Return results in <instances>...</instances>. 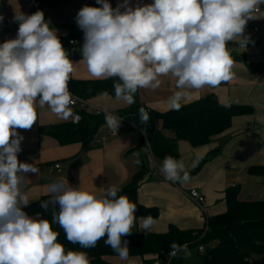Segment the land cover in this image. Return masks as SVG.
I'll list each match as a JSON object with an SVG mask.
<instances>
[{"label":"clouds","instance_id":"clouds-1","mask_svg":"<svg viewBox=\"0 0 264 264\" xmlns=\"http://www.w3.org/2000/svg\"><path fill=\"white\" fill-rule=\"evenodd\" d=\"M96 3L100 6L85 5L75 17L83 32L80 53L90 76L117 77L115 98L131 105L139 88L158 89L160 77L171 75L177 90L167 104L179 111L191 90L217 87L234 78L227 45L236 40L246 50L250 37L244 35L245 26L256 19L264 0H154L135 6L122 0L115 8L109 0ZM13 22L19 25L16 37L0 43V264H89L85 252L65 250L48 220L23 210L29 204L22 191L27 174H38L39 169L18 160L24 137L17 129L30 130L36 123L37 100L60 119L73 115L69 81L74 65L42 11L31 15L15 11ZM139 114L140 123L147 124L148 112L140 108ZM105 120L117 131L120 117L105 113ZM161 172L172 182L190 179L184 162L172 157L164 158ZM49 191L51 199L41 207L47 211L52 206V222L59 224L70 243L88 249L106 237L105 245L127 259L128 241L122 238L132 234L137 207L118 196L117 186L88 192L60 179ZM141 219L140 231L150 230L153 219ZM180 253L191 255L186 244L172 243L168 257Z\"/></svg>","mask_w":264,"mask_h":264},{"label":"crops","instance_id":"crops-1","mask_svg":"<svg viewBox=\"0 0 264 264\" xmlns=\"http://www.w3.org/2000/svg\"><path fill=\"white\" fill-rule=\"evenodd\" d=\"M75 2H69L67 10L55 6L42 11L50 27L57 30L60 40L71 39L78 30ZM153 2L130 0L133 6ZM109 3L115 8L122 0H109ZM32 8V0H0V15L4 17L0 22V43L7 35L17 34L19 25L13 22L15 11L31 15ZM258 8L256 19L249 20L245 26L244 35L250 37L248 45L251 49H241L236 40L227 45L234 60V78L217 87L191 90L189 97L181 101L182 105H186L214 94L219 103L247 106L252 108V113L234 117L231 127L213 136L206 145L193 147L188 141L178 142L180 160L184 162L186 171L193 168L192 163L197 157H200V161L210 152L219 150L187 182L175 184L166 180L149 162V169L138 190V200L146 207L156 208L158 216L152 218L153 226L146 232L140 231L142 219H136L132 232L162 234L174 226L184 231L202 232L203 235L209 218L227 211L226 196L229 189H240L241 201L264 202V172L262 175L249 173L252 166L264 168V4ZM255 26L259 29L255 30ZM63 47L74 65L69 89L72 80H95L88 73L83 58L71 57L67 45ZM160 79L161 86L158 89L139 88V98L147 109L165 113L170 110L167 104L169 97L177 90L176 79L171 75L161 76ZM90 102L113 113L130 106L110 96L96 97ZM36 113V123L30 130L17 129L24 137L22 150L17 154L18 160L34 163L39 169L38 174H27L28 179L22 188L29 203L51 194L49 186L60 179L88 192L107 190L111 186L121 189L131 182L145 160H149L145 151L139 148L144 132L138 124L121 120L117 131H113L106 123L97 131L91 148L85 150L81 143L61 145L54 137L39 132L41 127L67 123L70 119L58 118L47 105L40 107L38 100ZM157 124L161 127L162 122L158 120ZM56 163L61 166L60 172L51 170ZM192 189L200 191L205 197L203 207L187 196ZM31 216L41 219L39 215ZM103 260L105 264H161L157 254L125 260L114 255L106 256Z\"/></svg>","mask_w":264,"mask_h":264},{"label":"trees","instance_id":"trees-1","mask_svg":"<svg viewBox=\"0 0 264 264\" xmlns=\"http://www.w3.org/2000/svg\"><path fill=\"white\" fill-rule=\"evenodd\" d=\"M73 0H32L31 14L44 11L62 3ZM78 30L72 34L71 39H83V32ZM70 39H62L63 46L68 45ZM73 58H82L81 54L70 55ZM120 82L117 77L95 80H72L71 91L85 100L100 96L115 98L114 83ZM135 103L127 109L115 111L114 114L124 117L129 122L138 124L144 135L141 136L139 148L145 149L150 145L152 154L158 164L162 165L165 157L180 160L178 142L188 141L193 147L206 145L213 136L219 135L229 129L234 117L251 114L252 108L247 106L223 105L219 103L214 94H209L198 101L182 105L179 111L169 110L157 113L147 109L140 101L139 89L134 95ZM144 108L149 114L147 124L140 123L139 109ZM162 122L161 127L157 121ZM106 124L105 115H94L81 112V121L73 124L67 123L41 127V134L49 135L59 141L61 145L81 143L85 150L91 148L99 128ZM218 149L210 152L201 159L196 167L188 171L190 178L196 176L203 166L212 160ZM149 160L146 159L141 169L134 175L130 183L121 188L118 196L123 195L136 205V219L142 217L156 218L158 210L142 205L138 200V190L149 169ZM263 166H252L249 173L262 175ZM172 182V181H171ZM179 184V182H173ZM240 189H229L226 196L227 211L223 214L209 218L208 229L202 232L184 231L171 226L165 233H139L132 232L123 239L128 241V257H144L157 254L161 264H165L170 251V245H187L205 247L200 253L197 264H264V202H244L239 199ZM52 194L42 196L31 202L23 210L29 215H39L41 219L50 222L53 231L59 233L58 242L65 250L83 251L89 258V264H105L106 256H118L110 247L105 245L106 237L100 239L93 248L84 249L78 244H72L66 239L63 229L58 223L52 222L53 208L49 205L46 211L42 203L49 201ZM58 211V206L55 209ZM170 264H183V253L172 258Z\"/></svg>","mask_w":264,"mask_h":264},{"label":"built area","instance_id":"built-area-1","mask_svg":"<svg viewBox=\"0 0 264 264\" xmlns=\"http://www.w3.org/2000/svg\"><path fill=\"white\" fill-rule=\"evenodd\" d=\"M50 1L53 2L55 0H50ZM83 1L86 4H89L92 1L96 2V0H83ZM67 5H68V3H62V4L59 5V7L62 8L63 10H67L68 9ZM71 12L74 13V11H71ZM254 29L258 30L259 28L257 26H255ZM15 37H16L15 35H7L4 38L3 42L6 41V40L14 39ZM73 41H75V43H73ZM83 42H84L83 39L73 38V39L69 40L67 47L70 49L71 53H73V54H75V53L81 54L80 53V49L83 46ZM250 49H251V47L247 44L246 50H250ZM70 92L73 94V97L75 99V104L71 106L73 115L71 117H69L71 123L76 125V124H78L81 121V112L82 111L86 112V113H89V114H94V115H105V113H111L112 115L117 116V115H115L113 112H111L109 110H106V109H103L101 107L93 105L89 100L82 99L81 97L75 95L71 90H70ZM117 117H119V116H117ZM120 118L123 121L129 122L124 117H120ZM144 151H145L146 155L149 158V162H150L151 166L157 168L159 170V172L162 173L161 172V167L158 164V162L156 161V159L154 158V156L152 154V151H151V147H150L149 144H147V146L145 147ZM60 169H61V166L58 163L54 164L52 166V168H51L52 171L56 170L57 172H60ZM187 196L195 204H197V205H199L201 207L204 206L205 197L201 194L200 191H198L196 189H192ZM207 224H208V222H207ZM207 229H208V225L206 226L205 231ZM198 251L200 253H204L205 252V247L203 245H200L198 247ZM171 259L172 258L168 257L165 264H170Z\"/></svg>","mask_w":264,"mask_h":264},{"label":"rangeland","instance_id":"rangeland-1","mask_svg":"<svg viewBox=\"0 0 264 264\" xmlns=\"http://www.w3.org/2000/svg\"><path fill=\"white\" fill-rule=\"evenodd\" d=\"M76 1L77 2H75L74 8L77 10V13L85 5L93 6V7H99V5L95 1H92L89 4H86L83 0H76ZM77 13H76L75 17L77 16ZM188 251L191 253V255L188 257H185L183 254V264H197L198 258L200 256L198 249L196 247H189Z\"/></svg>","mask_w":264,"mask_h":264}]
</instances>
